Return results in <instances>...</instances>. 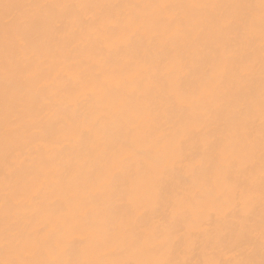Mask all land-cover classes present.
<instances>
[{"label": "bare ground", "instance_id": "1", "mask_svg": "<svg viewBox=\"0 0 264 264\" xmlns=\"http://www.w3.org/2000/svg\"><path fill=\"white\" fill-rule=\"evenodd\" d=\"M262 232L261 0H0V264H264Z\"/></svg>", "mask_w": 264, "mask_h": 264}, {"label": "snow or ice", "instance_id": "2", "mask_svg": "<svg viewBox=\"0 0 264 264\" xmlns=\"http://www.w3.org/2000/svg\"><path fill=\"white\" fill-rule=\"evenodd\" d=\"M261 6H262V19H264V0H261ZM129 196H134V192H127L125 193ZM262 235H264V232H262ZM15 264V262H13ZM57 264H81L80 261L75 260H69V261H59ZM103 264V262H101ZM119 264H173L171 261H149V262H132V261H126V262H119Z\"/></svg>", "mask_w": 264, "mask_h": 264}]
</instances>
